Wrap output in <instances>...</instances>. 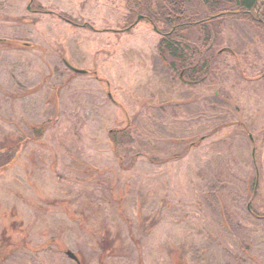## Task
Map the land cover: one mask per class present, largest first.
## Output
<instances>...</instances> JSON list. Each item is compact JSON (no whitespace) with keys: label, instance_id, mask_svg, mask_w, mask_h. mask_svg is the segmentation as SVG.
Returning a JSON list of instances; mask_svg holds the SVG:
<instances>
[{"label":"rangeland","instance_id":"1","mask_svg":"<svg viewBox=\"0 0 264 264\" xmlns=\"http://www.w3.org/2000/svg\"><path fill=\"white\" fill-rule=\"evenodd\" d=\"M133 5L0 0V144L21 139L0 165V242L4 232L12 243L0 264H74L65 248L83 264H264V218L249 213L244 186L264 151V32L221 18V48L232 53L219 55L210 88L184 92L156 57L163 26ZM63 60L88 74L72 75ZM214 91L253 121L255 153ZM194 93L196 106L180 105ZM126 110L161 163L135 159L130 145L113 149L107 133L126 125ZM198 133L202 143L184 152L168 142ZM259 192L264 215V185ZM102 237L110 251L100 252Z\"/></svg>","mask_w":264,"mask_h":264},{"label":"trees","instance_id":"2","mask_svg":"<svg viewBox=\"0 0 264 264\" xmlns=\"http://www.w3.org/2000/svg\"><path fill=\"white\" fill-rule=\"evenodd\" d=\"M127 1L131 5L130 8L135 7L133 3L136 4L140 15H143L152 26L157 28L163 26V29H159L161 37L156 44L157 52L163 58L165 67L173 73L172 78H179L184 84L203 82L217 67L216 61L219 55L230 52V49L221 48L224 39L220 33L223 30L221 18L241 16L240 19L248 25L253 24L264 32V0ZM200 9L204 10L201 14H199ZM129 11L128 27L132 24L130 20L133 17L129 16ZM262 74L264 76V72ZM43 128L45 125L41 124L34 129L37 136L40 137ZM131 129L132 125L128 123L124 127H115L107 133L115 151L118 147L133 141ZM17 137L23 139L22 136ZM20 140L9 146V139L5 138V142L0 144V165L9 161L6 160V155L9 154L7 148L18 149ZM3 234L1 233L4 239L2 250L10 247ZM100 246L102 253L111 249H107L104 243ZM4 256H0V260H4ZM101 256L102 254L98 257Z\"/></svg>","mask_w":264,"mask_h":264},{"label":"flooded vegetation","instance_id":"3","mask_svg":"<svg viewBox=\"0 0 264 264\" xmlns=\"http://www.w3.org/2000/svg\"><path fill=\"white\" fill-rule=\"evenodd\" d=\"M144 18V17H143ZM159 36L161 37V34L159 33ZM157 51V50H156ZM231 53H232V51H230ZM156 57H157V59L161 62V65L162 66H164V68H166L165 67V65H164V60H163V58L162 57H160V54H158V52L156 53ZM167 71H168V75H169V77L171 78L170 80H172L175 84H177L176 82L178 81V83L180 84V86L181 85H183V86H185V88H188V87H191V88H193V87H198L199 85H204V86H206L207 88H210V85L208 84L209 82H210V80H214L213 79V77L210 75L208 78H206L203 82H201V83H199V84H184L182 81H180L179 80V78H172L173 77V73L171 72V71H169L168 69H167ZM106 85L108 86L110 83H109V81L108 80H106ZM173 83V84H174ZM179 86V87H180ZM175 87V86H174ZM176 88V87H175ZM180 88H182V86L180 87ZM185 88H182L183 89V91L185 92ZM221 88H224V87H221ZM178 89V88H177ZM195 89V88H194ZM196 95L197 94H192L191 96H189V98H181V102H182V104H180V105H187V102H191L194 106H196L195 104H194V102L196 101ZM213 97L214 98H218L219 100H225V102L227 103V106L225 107V106H223L225 109H226V114H228V117H236V116H238V117H236V118H238V119H236V120H233V122H230V123H232V125L233 124H235V125H237L238 127H240V128H242L246 133H247V138L248 139H250L251 140V143H252V151H253V153H255V141L256 140H254L253 139V135H252V133H251V131H252V128L251 127H254V125H253V121H249V125H247V122L245 121V123L242 121V118H240V108L237 106V105H232V107L230 106V101H229V98L227 97V99H225V98H223V97H221L220 96V94L218 93V91H214V93H213ZM107 98H108V96H107ZM108 100L110 101V102H112L113 104H116V105H118V102H116V101H112V100H110L109 98H108ZM167 103H171L170 101H168ZM198 105V104H197ZM145 106V105H144ZM143 106V107H144ZM174 108H176V106H175V103H174ZM259 108V111H257L256 112V117H257V119H256V121L258 122V120H259V122H258V127H260L262 130H261V133H262V136H260V138H261V142L263 141L264 142V112H263V109H262V106H260V107H258ZM191 109H197V107H193V108H191ZM198 110V109H197ZM130 112H127V110H126V112H125V117H126V120L124 121L126 124H128V123H131V125L133 126L134 125V123H132V119L134 118V115H130L129 114ZM170 113H172L173 115H178L177 113H176V111L175 112H173V111H171ZM224 113V112H223ZM192 114H194V113H192ZM197 114V113H196ZM198 115V114H197ZM225 115V114H224ZM178 117H179V115H178ZM197 117V116H196ZM195 117H193V119H194ZM150 119V118H149ZM186 120H188V119H186ZM42 124H44L45 126L46 125H48L47 124V122H45V123H42ZM263 125V126H262ZM124 126H126V125H124ZM124 126H122V127H124ZM195 126V124H193L192 125V127H194ZM256 126V125H255ZM34 128H36V127H34ZM111 130V129H110ZM131 132L133 133V141L130 143V144H127V145H130L131 147V151H132V153H133V155H134V158L135 159H137L139 156H144V158H146L147 160H148V162L150 161L151 163H153V164H157V163H159L160 162V160H162L163 158H158L155 154H153V153H150V152H148L147 150H145L144 148H142L140 145V143H139V140H138V135L137 136H135V129L134 128H132L131 129ZM212 134V133H211ZM213 134H215V133H213ZM210 135H205V138H207V137H209ZM22 137H24V136H22ZM203 135L201 134L200 135V133H198V135H197V137H195V135H191V136H180V137H178V138H170L169 139V141L168 142H172V143H174V144H177V145H181V146H184L183 147V149H182V151L184 152V151H186V148L187 149H190L191 147H194V148H196V147H198L199 146V144H201L202 143V139H203ZM258 138V141L260 140L259 139V137H257ZM136 143V144H135ZM137 144H139V145H137ZM127 145H125V146H122V147H126ZM186 147V148H185ZM130 148H129V150H130ZM148 149V148H147ZM182 152V153H183ZM148 153H150V154H148ZM263 153H264V151H263ZM263 153H260V152H258V155H257V159H258V161H259V164L257 165H255L254 163H253V165H254V170H255V175L252 177V178H250V182L249 183H247L246 185H244L245 187H246V206H247V209H248V211H249V213L252 215V216H254L255 218H264V215H262L261 213H257L256 212V210H255V208H254V206H255V199L256 198H258V194L260 193L259 192V188H260V185H264V179L262 180V181H259L258 179H259V175H260V173H262L260 170H264V155H263ZM183 154H185V153H183ZM139 155V156H138ZM182 155V154H181ZM180 155V156H181ZM178 158H179V156H178ZM161 163V162H160ZM255 210V212H254V210ZM94 236H95V234H94ZM97 238V237H96ZM102 243H104L106 246H107V249H110V248H112L111 246L113 245L112 243V241H110L109 239H105L104 237H102L99 241H98V243H97V246H98V248H99V250L101 251V249H102V246H100V244L102 245ZM9 244L11 245L12 243H11V241H9ZM0 248H1V242H0ZM107 251H110V250H107ZM76 253V252H75ZM1 254H2V252H1V249H0V256H1ZM78 254V253H77ZM78 256H79V264H83L82 263V260H83V258H81V255H80V253L78 254ZM180 261H181V259L180 258H178ZM3 261V259H1L0 260V262H2ZM180 261H178V262H180ZM180 264V263H179Z\"/></svg>","mask_w":264,"mask_h":264},{"label":"water","instance_id":"4","mask_svg":"<svg viewBox=\"0 0 264 264\" xmlns=\"http://www.w3.org/2000/svg\"><path fill=\"white\" fill-rule=\"evenodd\" d=\"M67 66L74 72H79V73L83 72V70H78V69H76V68H74L72 66H69L68 64H67ZM64 254H66L67 257L69 256L70 258H72L75 261L76 264H79L78 258L76 257L75 253H73L72 251H70L68 249V250L64 251Z\"/></svg>","mask_w":264,"mask_h":264}]
</instances>
